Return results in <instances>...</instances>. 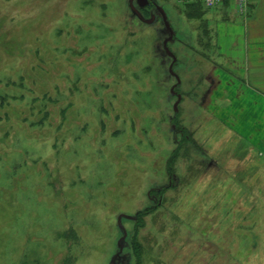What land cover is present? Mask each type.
Listing matches in <instances>:
<instances>
[{
  "label": "rangeland",
  "instance_id": "obj_1",
  "mask_svg": "<svg viewBox=\"0 0 264 264\" xmlns=\"http://www.w3.org/2000/svg\"><path fill=\"white\" fill-rule=\"evenodd\" d=\"M153 1L178 84L159 15L0 0V264H264L262 118L221 64L249 5Z\"/></svg>",
  "mask_w": 264,
  "mask_h": 264
},
{
  "label": "crops",
  "instance_id": "obj_2",
  "mask_svg": "<svg viewBox=\"0 0 264 264\" xmlns=\"http://www.w3.org/2000/svg\"><path fill=\"white\" fill-rule=\"evenodd\" d=\"M230 19V21L223 23L221 28L223 72H227L230 77L237 81L239 86L237 96L241 110L246 112L253 109L254 118H257V112L260 111L259 115L262 121L255 120L253 128L255 129L254 133H257L256 135L261 133L263 139L264 0H251L244 16L234 17V21L232 18ZM245 103H248L247 107ZM250 118L253 119L249 116Z\"/></svg>",
  "mask_w": 264,
  "mask_h": 264
},
{
  "label": "water",
  "instance_id": "obj_3",
  "mask_svg": "<svg viewBox=\"0 0 264 264\" xmlns=\"http://www.w3.org/2000/svg\"><path fill=\"white\" fill-rule=\"evenodd\" d=\"M134 3L136 4V6L134 5ZM149 3L148 0H127V5L129 10L131 11V13L137 18L139 19L141 22L145 23V24H151L153 23L156 18H157V14L159 15L162 24L165 28V30L168 33V36L164 39L163 41V46H164V50L166 53H168L171 57H172V63L169 66V72L175 77L176 79V83H179V78L177 77V75L174 74V72L172 71V65L175 62V57L173 56V54L169 51L168 47H167V43L169 41L172 40L173 38V31L172 28L169 24V21L167 19V16L164 12V10L158 6L155 5L154 8L152 9V11L150 12V16L148 18L144 17L141 13V11L139 10V8H143L145 6H147ZM176 86V84L172 87L171 92L173 93V88ZM180 100V95H177V100L174 103V110H177V104L179 103Z\"/></svg>",
  "mask_w": 264,
  "mask_h": 264
},
{
  "label": "built area",
  "instance_id": "obj_4",
  "mask_svg": "<svg viewBox=\"0 0 264 264\" xmlns=\"http://www.w3.org/2000/svg\"><path fill=\"white\" fill-rule=\"evenodd\" d=\"M251 0H176L180 4H188L197 2L200 8L211 10L227 7L232 3L234 11L239 14L245 13L247 6Z\"/></svg>",
  "mask_w": 264,
  "mask_h": 264
},
{
  "label": "trees",
  "instance_id": "obj_5",
  "mask_svg": "<svg viewBox=\"0 0 264 264\" xmlns=\"http://www.w3.org/2000/svg\"><path fill=\"white\" fill-rule=\"evenodd\" d=\"M186 10H189V9H199L200 8V5H199V3H197V2H193V3H188V4H183L182 5ZM194 9V10H195ZM140 10V9H139ZM189 15V14H188ZM61 40V39H60ZM63 40V39H62ZM61 40V41H62ZM39 70V69H38ZM48 88H50V87H48ZM43 93H45V92H43Z\"/></svg>",
  "mask_w": 264,
  "mask_h": 264
},
{
  "label": "flooded vegetation",
  "instance_id": "obj_6",
  "mask_svg": "<svg viewBox=\"0 0 264 264\" xmlns=\"http://www.w3.org/2000/svg\"><path fill=\"white\" fill-rule=\"evenodd\" d=\"M148 1H149L148 5L151 4V6H152L151 9H150V12H151L152 9L154 8V6L157 5V4H156L155 1H153V0H148ZM148 5H147V6H148ZM139 9H140V11H141L142 8H139ZM157 15H158V14H157ZM149 16H150V14H149Z\"/></svg>",
  "mask_w": 264,
  "mask_h": 264
}]
</instances>
